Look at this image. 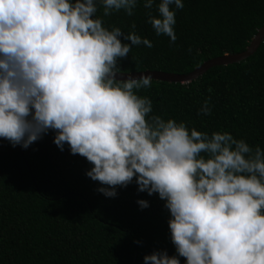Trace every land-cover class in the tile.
<instances>
[{
	"label": "clouds",
	"instance_id": "clouds-1",
	"mask_svg": "<svg viewBox=\"0 0 264 264\" xmlns=\"http://www.w3.org/2000/svg\"><path fill=\"white\" fill-rule=\"evenodd\" d=\"M172 5L184 7L162 0L159 18L149 12L148 22L175 43ZM103 6L104 16L121 9L132 16L137 0ZM96 12L94 0H0V137L27 149L56 130L61 151L66 143L94 165L86 174L106 197L135 177L139 192L166 201L172 242L186 264H264V150L228 132H189L183 122L150 116L152 101L133 90L151 87L152 77L115 81L118 60L153 43L106 29ZM210 113L205 100L198 115ZM178 256L157 251L144 261L180 264Z\"/></svg>",
	"mask_w": 264,
	"mask_h": 264
},
{
	"label": "trees",
	"instance_id": "trees-1",
	"mask_svg": "<svg viewBox=\"0 0 264 264\" xmlns=\"http://www.w3.org/2000/svg\"><path fill=\"white\" fill-rule=\"evenodd\" d=\"M145 2L137 0L132 16L123 9L104 16L103 0H94L93 18L106 29L135 31L153 43L132 46L118 60L119 73L186 75L210 59L244 52L264 25V0H182L183 9L170 6L177 35L171 43L148 22L149 12L159 18L162 0H153L152 9ZM133 91L152 101L150 116L183 122L189 132H228L264 150V41L245 61L211 68L189 84L151 81ZM205 100L211 113L198 115ZM56 134L50 129L27 149L0 137V264H145L157 251L178 256L166 201L139 192L135 177L127 187L116 186V197H106L97 190L104 185L86 174L94 165L66 143L61 151ZM139 200L149 207L142 209Z\"/></svg>",
	"mask_w": 264,
	"mask_h": 264
},
{
	"label": "water",
	"instance_id": "water-1",
	"mask_svg": "<svg viewBox=\"0 0 264 264\" xmlns=\"http://www.w3.org/2000/svg\"><path fill=\"white\" fill-rule=\"evenodd\" d=\"M264 41V25L257 31L256 35L251 39L248 47L242 53L238 54H226L221 57L210 59L204 62L199 67L195 68L192 72L186 75H177L164 73L160 71H143L137 73H119L116 76L115 82H123L131 76L132 78L139 79L141 76H151L152 81L164 82L169 84H189L201 76H203L208 70L214 67L229 66L238 64L245 61L252 56Z\"/></svg>",
	"mask_w": 264,
	"mask_h": 264
}]
</instances>
